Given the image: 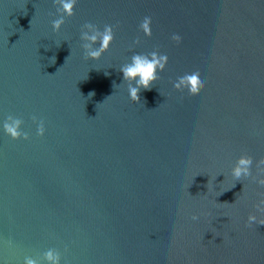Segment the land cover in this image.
<instances>
[{"label": "water", "instance_id": "water-1", "mask_svg": "<svg viewBox=\"0 0 264 264\" xmlns=\"http://www.w3.org/2000/svg\"><path fill=\"white\" fill-rule=\"evenodd\" d=\"M58 15L0 0V260L47 264L55 247L64 264H264V223L246 224L264 185L232 177L241 154L254 173L264 158V0H78L56 32ZM88 21L114 26L98 60ZM153 50L169 62L135 101L120 66ZM195 63L206 83L180 92ZM9 114L28 139L4 131Z\"/></svg>", "mask_w": 264, "mask_h": 264}, {"label": "clouds", "instance_id": "clouds-1", "mask_svg": "<svg viewBox=\"0 0 264 264\" xmlns=\"http://www.w3.org/2000/svg\"><path fill=\"white\" fill-rule=\"evenodd\" d=\"M57 12L59 15L52 20L53 28L56 32H60L66 22V17L73 16L78 0H55ZM152 17L146 15L141 21L140 27L146 35H152ZM81 39L83 40L82 47L85 50V56L92 59H100L103 54L108 51L115 40V31L112 24H105L103 28L88 21L84 24L81 31ZM173 39L180 41L182 36L180 33H174ZM169 62L167 53H161L158 50L151 52H135L130 60L120 66L123 72L124 80L128 82V91L130 97L135 100H140V92L142 88H151L154 81L159 78L160 72L165 69ZM207 77L201 70L199 63L185 66L179 70L173 78V83L177 86L180 92L186 90L199 89L206 83ZM117 86V85H116ZM94 95V91L89 93V96ZM33 120H39L38 133L43 136L46 133V126L43 120L37 116H33ZM24 120L16 115L9 114L3 121L4 131L15 139L24 137L29 138V133L23 130ZM254 157L251 154H241L235 166L232 169V177L235 181L251 178L260 185H264V158L256 161V173L253 172ZM235 184V183H234ZM234 184L232 186H234ZM226 190V189H224ZM256 211H250L247 216L246 224L251 226L257 223H264V198L258 200L254 205ZM193 220H199V214H193ZM219 235L218 233H216ZM43 260L47 264H64V259L61 251L55 247H49L43 253ZM0 264H4L0 260ZM24 264H42L41 259L32 256L24 258Z\"/></svg>", "mask_w": 264, "mask_h": 264}]
</instances>
